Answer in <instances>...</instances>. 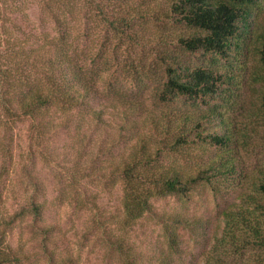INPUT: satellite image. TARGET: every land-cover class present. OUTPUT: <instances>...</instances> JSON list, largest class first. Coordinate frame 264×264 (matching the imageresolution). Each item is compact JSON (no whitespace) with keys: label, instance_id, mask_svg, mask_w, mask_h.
I'll list each match as a JSON object with an SVG mask.
<instances>
[{"label":"trees","instance_id":"16d2710c","mask_svg":"<svg viewBox=\"0 0 264 264\" xmlns=\"http://www.w3.org/2000/svg\"><path fill=\"white\" fill-rule=\"evenodd\" d=\"M258 2L0 0V109L14 120L28 119L45 124L54 122L51 112L54 107L66 111L84 109L96 128H107L115 116L113 112L117 111L113 106V112L108 114L105 101L111 99L121 104L122 117L128 122L131 116L144 110L142 104L124 106L126 98L117 90L120 82L116 79L124 60L121 47L113 42L142 45L144 38L138 28L149 19L186 29L187 33L160 43L149 71L155 75L156 61L160 63L159 78L150 83V93L156 104L180 102L194 110L180 109L158 120L146 112L152 129L148 135V132L140 135L137 150L123 160L116 172L124 191L121 225L129 229L135 227L147 214L158 218L159 214L153 211L157 197L191 200L202 183L217 192L213 180L217 172L225 168L219 159L205 162L206 167L196 174L180 168L176 159H186L195 145L231 146L232 137L221 112L220 99L222 93L228 91L222 87H230L232 79L223 74L219 66L223 61L231 63L244 45L243 40L251 34ZM32 5H38L51 20L52 33L45 31L39 35L21 25L18 17H27ZM96 31H99L98 37ZM260 44V61L264 67V34ZM197 53L209 56V63L195 65L185 60L188 55ZM99 84L105 85L104 90ZM70 119L67 115L63 121ZM65 122L63 125L67 127ZM167 158H173L174 163L166 164ZM241 199L240 206L223 212L224 231L220 241L227 252H216L210 264L245 261L264 264V179L256 191ZM172 223L193 231L199 221L176 218ZM164 225L174 252H159L152 261L144 262L143 255L131 252L129 246L130 251H125L123 239L108 237V240L119 251L123 264H177L174 257L186 252H178L180 235L170 224ZM40 231L46 242L58 229L49 225L40 227ZM45 254L50 264H76L72 258L63 259L47 251Z\"/></svg>","mask_w":264,"mask_h":264},{"label":"rangeland","instance_id":"374dc122","mask_svg":"<svg viewBox=\"0 0 264 264\" xmlns=\"http://www.w3.org/2000/svg\"><path fill=\"white\" fill-rule=\"evenodd\" d=\"M39 8L32 5L27 17H18L21 25L39 35L52 33L53 23ZM138 31L144 38L142 45L113 42L121 47L124 60L116 76L120 82L117 90L126 98L124 106L142 104L144 110L128 122L122 117L121 104L111 99L105 101L108 114L113 112V106L117 111L107 128H96L84 109L66 111L54 107V122L47 124L17 121L0 109V264H50L46 251L63 259L72 258L76 264H123L108 237L125 240V251L131 249L143 255L144 262L152 261L159 252H174L165 223L180 235L178 252H186L174 257L177 264H210L216 252H227L220 241L223 212L240 206L241 198L256 191L264 179V67L260 61L264 0L255 7L252 32L243 40L239 53L231 63L223 61L219 66L232 79L230 87H222L228 91L220 99L231 146L195 145L186 159H176V164L190 174L206 167L205 162L219 159L225 168L213 180L217 192L202 183L191 200L157 197L153 211L159 217L147 214L129 229L121 225L124 191L116 172L123 160L137 150L140 135H148L152 129L145 113H152V118L158 120L180 109L194 110L180 102L156 104L150 93V83L159 78L160 63L156 61L155 75L149 71L160 43L188 31L170 22L150 19ZM185 60L207 65L209 56L197 53ZM106 79L104 74L105 82ZM99 85L104 90L105 85ZM67 115L71 119L65 122ZM165 163L170 165L174 159L167 158ZM176 218L199 223L193 231L184 230L172 223ZM49 225L58 231L44 242L40 227Z\"/></svg>","mask_w":264,"mask_h":264}]
</instances>
